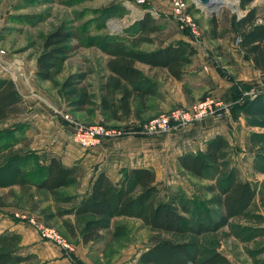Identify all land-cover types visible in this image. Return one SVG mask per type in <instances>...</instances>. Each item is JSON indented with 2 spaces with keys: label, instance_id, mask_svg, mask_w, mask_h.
Returning <instances> with one entry per match:
<instances>
[{
  "label": "rangeland",
  "instance_id": "1",
  "mask_svg": "<svg viewBox=\"0 0 264 264\" xmlns=\"http://www.w3.org/2000/svg\"><path fill=\"white\" fill-rule=\"evenodd\" d=\"M186 1L197 25V36L190 35L173 19L170 0H146L145 5L126 0H0V74L6 73L12 77L21 94L35 96L37 102L33 106H39V113L51 109L58 115L61 123L66 124L70 136L76 124L116 128L119 133L102 138L94 146L112 152L117 162L148 164L154 180L156 173L165 181L174 176L173 183L159 184L161 197L183 195L190 199L198 219L205 222L213 220L219 209L214 201L218 199L215 179L190 176L179 167L170 152L154 149L155 144L161 146L166 137L182 131L188 124L163 133L145 131L144 124L161 113L177 107H189L198 100L209 98L219 102L212 112L199 120L212 117L214 122L225 120L232 124L226 134L231 142L228 140L229 166L238 169L241 179L254 182L258 194L244 216L232 218L216 232L199 237L188 235L187 238L201 252L210 248L219 250L231 264H264V126L247 125L242 115L246 102L264 88L252 86L250 81L244 79L255 76L247 67L249 59L240 48L239 32L234 25V20L245 11L239 5L240 0H233L232 6L222 5L218 9L212 8V4L205 7L198 0ZM253 6L257 8L259 21H264V0H254L247 8ZM145 12H150L156 19L159 30L148 34V40L138 44L140 49H155L182 41L196 46L197 52L191 64L185 67L186 72L181 80L174 79L163 68H149L148 76L151 75L150 79L156 83V90H163L162 95L147 101L148 105L143 110L136 104L130 115H122L120 120L110 119L100 108V86L108 75L106 62L109 56L93 43L98 36L124 34V30L141 19ZM62 21L71 22L82 43L65 61L54 67L50 79H37L34 75L35 60L42 49L43 38ZM212 27L219 37L210 36ZM73 43L78 44V39ZM257 79L252 80L260 85ZM29 107L24 103L13 105L4 121L7 128H14L18 124H24L27 128L29 124L26 120L37 113ZM66 115L69 118H65ZM161 136H164L162 140L156 139ZM26 140L24 135L20 145L4 150L0 154V166L10 156L29 150ZM70 140L81 147L72 137ZM92 147L84 151L93 150ZM158 159L162 160L159 164L156 163ZM170 172L171 176L166 174ZM7 179L8 173L1 171L0 183ZM79 188L77 184L75 188L71 187V192H76L78 196ZM74 202L60 206L70 207ZM46 204L54 205L52 197L38 192L33 186L0 185V212H10L9 215L14 216L13 212L21 211L46 224L43 219H38L42 213H39L42 211L40 209ZM118 220L126 224L127 234L109 244L102 240L90 245L88 253L94 264H137V254L145 246L159 239L174 238L144 225L136 218L121 217ZM73 221L79 231L80 221ZM48 224L76 245V236L69 237L57 218L48 221ZM19 251L34 254L24 247ZM34 256L22 264L47 263L41 261L42 257ZM65 256L69 263L80 264L76 253L68 252Z\"/></svg>",
  "mask_w": 264,
  "mask_h": 264
},
{
  "label": "trees",
  "instance_id": "2",
  "mask_svg": "<svg viewBox=\"0 0 264 264\" xmlns=\"http://www.w3.org/2000/svg\"><path fill=\"white\" fill-rule=\"evenodd\" d=\"M252 1H239L245 12L234 20V25L239 32V45L244 56L256 70L264 73V21H259L255 6L247 8ZM158 30L156 19L150 12H145L141 19L124 30V34L95 37L97 41L93 44L109 56L106 62L108 75L100 86V108L110 119L120 120L122 115H130L135 102L143 110L148 99L157 94L156 83L135 66L137 62L151 68H164L171 77L181 80L185 67L196 54L194 46L182 41L152 50L138 47L140 42L148 40V34ZM214 31L212 27L210 36L219 37ZM75 39L78 44L73 43ZM81 43L71 22H60L43 38L42 49L35 60L36 78L50 79L54 67L65 61ZM22 99L14 80L0 76V124L8 117L11 107ZM242 115L247 125L264 126V90L246 102ZM25 129L24 124L0 129V154L19 143ZM228 147V139L215 134L206 141L203 151H186L177 156V163L186 174L215 179L218 199L214 201L219 209L213 220L206 222L198 219L190 199L183 195L161 197L160 186L155 183L149 167L122 168L118 181H113L105 171L97 172L89 191L70 207H62L63 203L76 200V195L64 193L61 189L77 181L78 167L65 165L55 155L46 157L27 150L10 156L0 166V172L9 175V179L0 185H29L51 196L55 210L50 206L43 209L44 222L49 225L48 221L55 216L73 215L80 221L78 233L84 245L102 240L109 244L123 238L128 229L118 220L121 217L139 219L144 225L174 237L145 246L137 254V264H231L219 250L210 248L201 252L187 238L188 235L199 237L216 232L232 218L244 216L258 194L254 182L241 179L238 169L229 166ZM61 224L70 237L77 236L70 219L63 218ZM20 243L18 232L5 230L0 233V264H22L35 258L32 253H20Z\"/></svg>",
  "mask_w": 264,
  "mask_h": 264
},
{
  "label": "crops",
  "instance_id": "3",
  "mask_svg": "<svg viewBox=\"0 0 264 264\" xmlns=\"http://www.w3.org/2000/svg\"><path fill=\"white\" fill-rule=\"evenodd\" d=\"M147 50H152V49H147ZM233 60L235 61V58ZM135 66L141 71H143L144 74L149 78H151V75L148 76L147 70L149 68L150 70L161 69L158 67L151 68L150 66L140 62H137ZM247 67H250L249 69H251V71L255 73V76L253 75L254 80H256L258 77L261 76L259 80L257 79L260 82V85L257 84L255 81H253L252 77L248 78L246 76V78H244L245 81H250V84L252 86H256L258 88L260 87L264 88V73H261L258 70H256L253 67L252 62L250 60L249 62H247ZM0 76L10 77L6 73H1ZM162 91L163 90H156L157 94L151 96L148 99V101L151 98L154 99L159 95L161 96ZM22 96L23 99L19 103H24L30 106L31 108H33L35 112H37L35 113V116L33 114L31 118L26 120L29 125L25 129L24 135L27 139L26 141L28 143L29 150L31 149L37 152L38 154H42L46 157L55 155L58 158H60L62 163H64L65 165L68 166L75 165L78 167L79 171H78L77 181L74 184H71L67 187H63L61 189V191H63L64 193L76 195V192H71V187L75 188L77 184L80 185V188L78 189V196L76 195V200L74 203H76L82 195H84L87 191H89L91 181L97 172L105 171L113 181H118L121 178L120 170L122 168L142 167V166L150 168L148 164H144L141 162L132 163L131 161L129 162L123 160L117 162L115 157H113L114 154H111L112 152L107 151L105 148L99 149V147L94 146V148L92 147L93 150H90L88 152L84 151V149L86 148L79 147L70 140L71 136L68 134V130H66L68 128L66 124L61 123L58 115L54 114L51 111V109L46 110V112L39 113L41 111L39 106H35V107L33 106L36 105L37 102L36 97L35 96L27 97L23 93ZM136 104L138 105L137 102L134 103L135 106ZM134 105L132 106V111L133 109H135ZM146 105H148V102ZM4 121L0 124V127L7 128L8 125L6 124L7 125L6 126ZM19 121L23 122L25 120L23 119ZM231 125L232 124H230L228 121L225 120H219L214 122L212 117L204 118L202 120L195 121L188 124L187 126H184L185 128L182 129V131L171 133L169 137L165 138L164 142H162V145L161 142L159 143V145L161 146L158 147L155 144L154 149L158 148L160 149L159 150L160 152L162 151H166L168 153L170 152V154L174 157V160L176 162L177 156L183 152L186 151L196 152L197 149L203 151L205 149L206 141L209 138L213 137L215 134L224 135L230 142V139L226 134L228 129L232 127ZM163 137L164 136H161L156 139L162 140ZM120 142L122 143L123 140H120ZM20 144L21 143H18L16 145L18 146ZM156 161L157 164L162 162L161 159H158ZM166 174L170 176L172 175L171 172L170 174L168 173ZM113 176H115V180L113 179ZM173 182H174V176L172 177L171 180L165 181V180H161L156 173L155 183L161 185V184L173 183ZM67 191H69L70 193H68ZM47 206H50V208L53 211L55 210L54 209L55 202L53 206L46 204L43 207V209ZM43 209L40 210L43 211ZM42 211H40L39 213H41ZM9 213L10 212L8 213L0 212V233L5 230L18 232L21 235V243H20L21 247L26 248V251L28 252H33L37 256L42 257L41 261L44 262L46 261L49 264H71L69 263L68 258L65 255H68V252L69 254L72 252L78 255V261L80 264H94L88 253V248L90 247V244L84 245L81 243L77 228H76L77 236L74 239L76 241V245L72 244L71 246L72 249L70 251H67L64 248H62L60 245H56L54 243L42 239L39 233L32 226L28 225L24 221L14 219L13 216L9 215ZM72 216L73 215H65L63 217L55 216L52 219L57 218L59 220V223H61V220L63 218H68L74 223L73 220L75 218L73 219ZM38 219L41 220L44 219L42 213L40 218ZM52 219L49 221H52Z\"/></svg>",
  "mask_w": 264,
  "mask_h": 264
},
{
  "label": "built area",
  "instance_id": "4",
  "mask_svg": "<svg viewBox=\"0 0 264 264\" xmlns=\"http://www.w3.org/2000/svg\"><path fill=\"white\" fill-rule=\"evenodd\" d=\"M137 5H143L146 0H126ZM171 15L173 19L186 30L190 35L197 36V25L189 11V5L186 0H170ZM2 53V50H0ZM213 99L206 98L192 103L189 107H177L168 112L161 113L149 122L144 124V130L151 133H163L169 131L173 127H180L199 120L212 112L213 107L218 105ZM65 118H69L67 115ZM71 137L74 142L83 148L94 146L102 138L110 137L119 133L116 128H110L104 125H86L76 124L71 131ZM14 216L20 220L34 226L42 238L54 241L62 248L70 251L72 244L62 234H60L53 226H48L42 222H38L34 217L23 214L21 211L13 212Z\"/></svg>",
  "mask_w": 264,
  "mask_h": 264
},
{
  "label": "bare ground",
  "instance_id": "5",
  "mask_svg": "<svg viewBox=\"0 0 264 264\" xmlns=\"http://www.w3.org/2000/svg\"><path fill=\"white\" fill-rule=\"evenodd\" d=\"M233 0H208V2L204 5L205 7H208L210 4H212V8L218 9L220 6H232Z\"/></svg>",
  "mask_w": 264,
  "mask_h": 264
},
{
  "label": "water",
  "instance_id": "6",
  "mask_svg": "<svg viewBox=\"0 0 264 264\" xmlns=\"http://www.w3.org/2000/svg\"><path fill=\"white\" fill-rule=\"evenodd\" d=\"M200 3L202 4H206L208 2V0H198Z\"/></svg>",
  "mask_w": 264,
  "mask_h": 264
}]
</instances>
